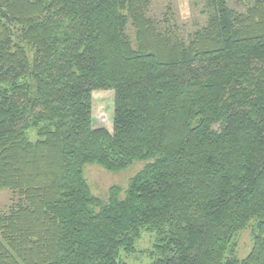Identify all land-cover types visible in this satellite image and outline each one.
<instances>
[{
	"label": "trees",
	"instance_id": "1",
	"mask_svg": "<svg viewBox=\"0 0 264 264\" xmlns=\"http://www.w3.org/2000/svg\"><path fill=\"white\" fill-rule=\"evenodd\" d=\"M151 5L0 0V192L19 197L0 264H129L143 232L153 264H264V0H208L189 41ZM98 91L115 94L110 128L93 124ZM139 161L124 198L91 193L86 165Z\"/></svg>",
	"mask_w": 264,
	"mask_h": 264
},
{
	"label": "rangeland",
	"instance_id": "2",
	"mask_svg": "<svg viewBox=\"0 0 264 264\" xmlns=\"http://www.w3.org/2000/svg\"><path fill=\"white\" fill-rule=\"evenodd\" d=\"M254 0H228L231 8L237 12H245L249 6L256 3ZM208 0H152L149 17L153 19L163 33L175 31L181 38L189 41L191 35L198 29L206 26L209 19ZM128 34L132 40L135 32L131 26ZM115 107V94L113 91H98L93 93V124L111 127ZM218 129V128H216ZM147 162H135L129 168L120 172H108L99 165H86L84 177L91 193L109 202L111 190L119 188L121 199L129 188L130 181L138 175L147 165ZM19 201V197L10 191L0 192V214H8ZM250 223L235 238L237 244L236 257L241 261L251 252L254 236ZM155 236L150 232H143L133 255H123L121 258L129 264H153L151 252L154 251Z\"/></svg>",
	"mask_w": 264,
	"mask_h": 264
}]
</instances>
